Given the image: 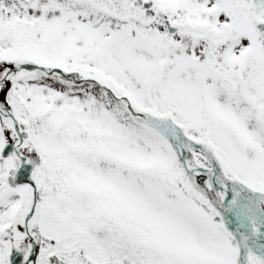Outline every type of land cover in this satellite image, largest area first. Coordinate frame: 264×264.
Wrapping results in <instances>:
<instances>
[{
    "label": "snow or ice",
    "instance_id": "obj_1",
    "mask_svg": "<svg viewBox=\"0 0 264 264\" xmlns=\"http://www.w3.org/2000/svg\"><path fill=\"white\" fill-rule=\"evenodd\" d=\"M0 264H264V0H0Z\"/></svg>",
    "mask_w": 264,
    "mask_h": 264
}]
</instances>
